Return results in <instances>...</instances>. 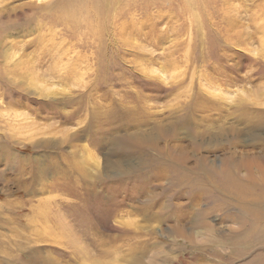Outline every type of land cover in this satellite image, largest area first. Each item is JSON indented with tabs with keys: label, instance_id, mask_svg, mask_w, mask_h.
<instances>
[{
	"label": "rangeland",
	"instance_id": "374dc122",
	"mask_svg": "<svg viewBox=\"0 0 264 264\" xmlns=\"http://www.w3.org/2000/svg\"><path fill=\"white\" fill-rule=\"evenodd\" d=\"M262 159L264 0H0V264H263L210 190L250 171L264 213V174L236 169ZM189 212L213 233L175 237Z\"/></svg>",
	"mask_w": 264,
	"mask_h": 264
},
{
	"label": "bare ground",
	"instance_id": "6f19581e",
	"mask_svg": "<svg viewBox=\"0 0 264 264\" xmlns=\"http://www.w3.org/2000/svg\"><path fill=\"white\" fill-rule=\"evenodd\" d=\"M129 8H130V6H129ZM183 9L187 10V12L191 11V9L188 10V8H184L183 7ZM85 12H86V14L80 15V17L82 16L81 19H78L79 15H76L75 13H74V15H70V16L66 15L65 13H61V14L59 13L58 15L55 16L57 18H55V19L53 18V19L58 21V22L64 23V25L69 24V25H72L73 27L74 26L78 27L79 26L78 24H80L81 26L84 25V28L87 29V31L88 30H92V26H95L94 16L90 14L91 12H88V11H85ZM49 19H52V18L49 17ZM82 19H84V21L80 22V20H82ZM194 21H197L196 17H194ZM197 23H199V21H197ZM96 24H97V22H96ZM76 27H75V29H76ZM84 28L82 27V29H84ZM81 39H82V37H81ZM142 142L145 143V141H142ZM180 152H181V154H180L179 157H174L177 160H175L174 163L173 162H171V163L174 164L175 166H177L178 169L183 172V174L185 173L186 170H188L186 172L191 173L192 171H189L190 169L187 166L188 157H187L186 153L183 150L180 151ZM12 157L14 158V162H13L14 166H18L19 167L20 164H22L25 160L27 161L26 158H22L21 159V157H18V156L16 157V155L15 156L13 155ZM254 159H256V158H254ZM250 161L251 160H248L246 162L238 163V166H236L237 167L236 169H241L242 166H246L248 169L252 168L253 166H255V167L257 166L259 171L264 174V165L262 163V162H264V159H262L261 162L258 161V163H256L255 160L252 161V162H250ZM198 163H199V161H198ZM163 169L165 171V174H167L166 176H168L169 175L168 174L169 170L167 168H163ZM232 170H229V172L226 171L225 181H226V184L234 183V185L237 186V188L239 190L237 192L238 194H233V192L230 191V189H227V188H222V187H218V186L213 187L210 190H216L217 191V195H216L217 197H213V201H212L213 204H214V208H217L218 206H219L220 209H222L223 207L224 208L225 207L229 208V207H232V206L233 207H237L238 211H239V214L241 215L242 218H246V219H249V220L252 221L254 230L253 231L251 230V233L253 234V236L254 235H258V236L264 235V228H263V226H264V213L262 211V204H261V202L258 200V198L256 196V192L259 190V188L261 190L262 187L257 184V181L255 180V178L253 177V175H252V173L250 171H248V173H247V177L249 178V180H248L249 182L247 181V182H244V183H237V182H239V178L236 175H234L233 172H231ZM175 181L177 183V186H180V184L183 183L184 186H189L190 189H192L193 192H191L190 195H188V196H190L189 200L191 199V202L189 203V205L191 206L192 211H193V209L196 208L198 205H200V203L204 200V197H203L204 191L199 188L200 191L195 192V190L193 188L196 187L197 184H196V182H193V177L187 176L186 173L183 176L182 175H178ZM146 197L148 198V200L150 199V201L153 202V203H154V200H156V198H157V197H154L153 193H148V195ZM180 197H182V196H180ZM218 200H221V202L218 205H216L218 203ZM151 202H150V204H151ZM13 208H14L13 206H10L8 208V210L11 211ZM263 208H264V206H263ZM1 209H5V208H1ZM5 210H7V209H5ZM110 213H113V210L105 213L106 218H104V220L109 218V214ZM162 213L163 212H161V214ZM203 214H204L203 217H205L207 215L205 212ZM189 215H190V217L188 218L189 220L188 219H180V218L176 219V221H175L176 224H174V226H173L174 227L173 232L176 235L175 237H177V238H178V236L180 238L181 237H185L183 235L184 232L182 231L183 228H187L188 227V229H191V231L195 232V230H197V228H203V225L206 226V229H207L208 232L213 233V229L211 227H209L208 225H206L205 222H203L201 220L197 221L198 219L197 220L194 219V215L191 212H189ZM170 217H172V216H170ZM232 219H234L237 222H240V219L238 217H236V216L232 217ZM10 221H11V225H12V224L15 223L16 220L12 218V219H10ZM10 221L9 220H6V221L4 220L3 223H5V222L10 223ZM187 224H189V225H187ZM189 227H192V228H189ZM19 228L20 227H18V226L14 227L15 230H19ZM180 228H182V229H180ZM190 237H185V238L190 240L191 239ZM0 248H4L2 244H0ZM17 251L20 253V249H18ZM17 256H21V254L17 255ZM11 257H13V255H11ZM18 262H20V261L14 260L15 264H18Z\"/></svg>",
	"mask_w": 264,
	"mask_h": 264
}]
</instances>
